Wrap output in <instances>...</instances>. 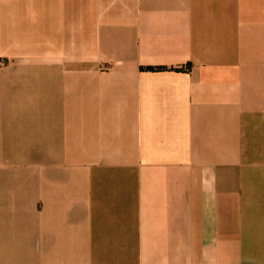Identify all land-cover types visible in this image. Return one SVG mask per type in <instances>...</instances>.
Listing matches in <instances>:
<instances>
[{
  "label": "crops",
  "instance_id": "0c3cea01",
  "mask_svg": "<svg viewBox=\"0 0 264 264\" xmlns=\"http://www.w3.org/2000/svg\"><path fill=\"white\" fill-rule=\"evenodd\" d=\"M28 35L63 81L52 152L84 217L127 220L109 238L132 264H264V0H0V81ZM2 154L0 209L24 182L19 150Z\"/></svg>",
  "mask_w": 264,
  "mask_h": 264
},
{
  "label": "rangeland",
  "instance_id": "374dc122",
  "mask_svg": "<svg viewBox=\"0 0 264 264\" xmlns=\"http://www.w3.org/2000/svg\"><path fill=\"white\" fill-rule=\"evenodd\" d=\"M45 34L47 27H42V40ZM30 37L26 36L28 46L17 78L9 74L5 83L0 81V156L19 150L17 172L24 175L18 206L0 209V264H132L139 259V250L115 243L124 239L109 238L116 232L126 235L127 220L84 217L80 183L52 152L59 150L64 138L63 81L56 83L48 60L33 57ZM54 61L63 63L62 58ZM13 63L0 59V67ZM110 188L104 186L106 195ZM72 195L78 197L73 202ZM38 196L44 201L35 202ZM111 204L109 200L106 209ZM6 212L10 218L18 216V230L6 231L1 221Z\"/></svg>",
  "mask_w": 264,
  "mask_h": 264
},
{
  "label": "trees",
  "instance_id": "16d2710c",
  "mask_svg": "<svg viewBox=\"0 0 264 264\" xmlns=\"http://www.w3.org/2000/svg\"><path fill=\"white\" fill-rule=\"evenodd\" d=\"M141 69L149 70V71H161V70H166V68H165V67H162V66L141 67Z\"/></svg>",
  "mask_w": 264,
  "mask_h": 264
}]
</instances>
